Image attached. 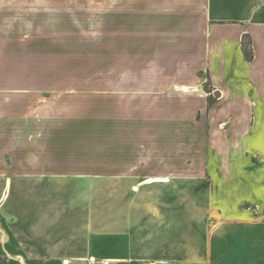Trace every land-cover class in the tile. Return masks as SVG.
<instances>
[{"label":"crops","instance_id":"obj_1","mask_svg":"<svg viewBox=\"0 0 264 264\" xmlns=\"http://www.w3.org/2000/svg\"><path fill=\"white\" fill-rule=\"evenodd\" d=\"M110 2L137 9L141 93L181 94L168 113L154 111L170 125L158 132L161 154L143 184H204L210 176L213 190L201 193L205 206L184 209L193 216L189 229L173 206L193 200L190 191L175 193L149 218L108 201L98 220L94 200L79 192L66 197L64 112L54 100L63 94L65 1L0 0L1 11L10 9L0 12V264H264V0ZM46 87L59 91L50 96ZM198 116L199 141L192 132ZM165 134L168 146L160 142ZM126 145L120 139L111 150L122 154ZM142 145L138 140L137 152ZM196 151L206 153L200 165L192 163ZM141 155L137 174L114 166L108 180L128 183L143 174ZM83 177L71 182H92Z\"/></svg>","mask_w":264,"mask_h":264},{"label":"rangeland","instance_id":"obj_2","mask_svg":"<svg viewBox=\"0 0 264 264\" xmlns=\"http://www.w3.org/2000/svg\"><path fill=\"white\" fill-rule=\"evenodd\" d=\"M64 1L61 24L63 94L55 96L54 100L59 102V106L61 104L64 112L66 197L79 192L94 200L98 220L100 217L104 218L108 201L118 208L130 206L143 209L146 218H149L155 207H160L162 203L167 207L169 203H173L169 198H173L175 193L190 191L188 193L193 200H180L173 206L177 209V218L185 220L182 221L183 227L189 229L193 225V216L184 209L205 206L202 205L200 197L201 193H210L213 190L210 176L207 178L209 182L204 184L198 181L199 178L192 180V184H143L148 176L154 175L157 165L155 160L161 154L154 149L159 138L158 132L160 129L168 132L170 125H167V120L154 119V111L168 113L170 107L174 108L170 99L181 94L173 93V89H162L163 93L158 96L147 88L144 94L141 93L139 83L142 81L143 71L138 63L136 50L137 9L111 7L110 0ZM0 12L3 16H8L10 9L5 8ZM3 26H8L7 22ZM49 78L52 80L53 76ZM54 79L56 84V73ZM203 88L208 94L212 92L209 80ZM44 90L50 96L57 95L59 91L55 89L53 92L49 87ZM200 94L205 95L202 91ZM154 97L157 101H154ZM159 98L161 101H158ZM212 102L213 99L210 98L208 104L211 105ZM200 120L201 116H198L193 121L192 130L194 140L198 141L200 138H196V134L199 135L200 132ZM157 127L159 130L155 132L153 129ZM130 132L132 134L128 135ZM160 138L161 143L169 145V134L160 135ZM120 139L128 144L122 154L111 150V143L120 142ZM138 140L143 143L141 152H144L146 158L144 173L138 177H130L128 183L110 182L108 176L115 174L112 172L115 170L114 166L121 168L127 164V173L137 174L136 158L142 156L135 149ZM165 153L168 155V152ZM177 154L179 156L180 153ZM205 154L200 151L192 152V163L202 164ZM198 172H193V175H199L196 174ZM81 174L84 176L83 180L92 179V182H71L75 176ZM135 186H140L138 191H134Z\"/></svg>","mask_w":264,"mask_h":264},{"label":"trees","instance_id":"obj_3","mask_svg":"<svg viewBox=\"0 0 264 264\" xmlns=\"http://www.w3.org/2000/svg\"><path fill=\"white\" fill-rule=\"evenodd\" d=\"M242 49L246 56V59L250 60L251 59V46H250V41L247 40L246 37H244L243 39Z\"/></svg>","mask_w":264,"mask_h":264},{"label":"built area","instance_id":"obj_4","mask_svg":"<svg viewBox=\"0 0 264 264\" xmlns=\"http://www.w3.org/2000/svg\"><path fill=\"white\" fill-rule=\"evenodd\" d=\"M90 264H111L110 260H98V259H91Z\"/></svg>","mask_w":264,"mask_h":264},{"label":"bare ground","instance_id":"obj_5","mask_svg":"<svg viewBox=\"0 0 264 264\" xmlns=\"http://www.w3.org/2000/svg\"><path fill=\"white\" fill-rule=\"evenodd\" d=\"M154 182H167V180H165V179H153L150 183H154ZM140 186H135L134 191H138Z\"/></svg>","mask_w":264,"mask_h":264}]
</instances>
